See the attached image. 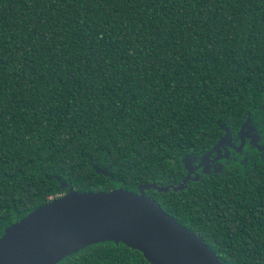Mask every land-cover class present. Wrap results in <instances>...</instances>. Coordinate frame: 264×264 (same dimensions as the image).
I'll return each mask as SVG.
<instances>
[{"label":"trees","instance_id":"16d2710c","mask_svg":"<svg viewBox=\"0 0 264 264\" xmlns=\"http://www.w3.org/2000/svg\"><path fill=\"white\" fill-rule=\"evenodd\" d=\"M247 118L264 133V0H0V236L70 188L176 185ZM256 149L145 194L225 263L264 264ZM58 264L151 263L100 242Z\"/></svg>","mask_w":264,"mask_h":264},{"label":"water","instance_id":"95a60500","mask_svg":"<svg viewBox=\"0 0 264 264\" xmlns=\"http://www.w3.org/2000/svg\"><path fill=\"white\" fill-rule=\"evenodd\" d=\"M248 122L247 118L238 136L249 135L254 143L257 135L246 132ZM217 123L225 131L218 141L222 145L230 140V131ZM61 185L67 183L61 181ZM184 187L185 180L176 185L140 184L138 191L122 186L108 191L70 188L4 227L0 264H58L100 242H121L141 252L151 264H227L197 232L180 224L145 194L150 188L167 192Z\"/></svg>","mask_w":264,"mask_h":264},{"label":"flooded vegetation","instance_id":"af4514ba","mask_svg":"<svg viewBox=\"0 0 264 264\" xmlns=\"http://www.w3.org/2000/svg\"><path fill=\"white\" fill-rule=\"evenodd\" d=\"M251 139L252 137L249 135H245L243 138L235 135L234 137L231 136L230 140L223 142L222 145H218L219 147L216 146L217 148L211 153L205 154L203 152L197 156L194 154L186 155L182 160L185 172L179 182L183 180L186 182L196 181L201 175L214 174L217 172L216 170L221 168L220 171H222L223 167L220 168V166H224L230 161L245 162L244 158L247 157L249 150L256 149L257 146H264V133L257 135L254 143L251 142ZM258 152L260 153V151Z\"/></svg>","mask_w":264,"mask_h":264}]
</instances>
